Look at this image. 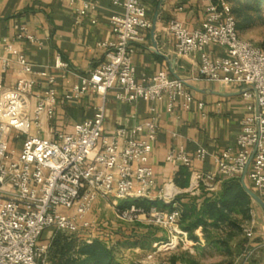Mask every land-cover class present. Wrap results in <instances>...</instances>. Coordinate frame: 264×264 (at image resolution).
Here are the masks:
<instances>
[{
  "label": "built area",
  "instance_id": "built-area-1",
  "mask_svg": "<svg viewBox=\"0 0 264 264\" xmlns=\"http://www.w3.org/2000/svg\"><path fill=\"white\" fill-rule=\"evenodd\" d=\"M208 6L200 28L191 30L172 21L166 34L175 42L178 59H198L200 76L209 83L237 87L252 113L241 124L234 148L213 158L212 172H193L192 187L216 191L214 184L230 180L249 182L253 192L264 197V51L239 37L237 21L225 0H206ZM121 11L111 16L114 41L99 44L105 62L78 77L71 92L60 98L57 80L47 70L35 71L14 43L2 40L5 57H0V264H47L54 234L115 244V226L90 220L96 204L107 201L121 224L149 225L163 230L178 243L186 239L180 231L182 212L170 201L168 186L159 199L168 202L170 211L145 210L134 202L152 201L157 182L151 158L159 135L154 106L163 104L165 112H204L187 82L166 71L153 77L138 78L132 60L134 46L142 44V33L151 29L143 0H114ZM95 6L83 4L80 18ZM96 20H92L95 24ZM17 40L38 43L20 34ZM213 48L223 50L216 56ZM15 63L20 78L13 86L5 83ZM54 69L65 74L72 70L58 56ZM99 97L92 117L66 132L57 124L58 109L66 102L79 101L88 94ZM109 94L124 104L145 101L151 104L150 118L141 124L106 130ZM48 137L34 135L45 130ZM204 148L189 156L183 149L172 150L166 162L192 168L205 162ZM253 157V159H252ZM124 202L132 204L122 208ZM256 218L251 212L244 230L250 242L256 235ZM89 233V235H87ZM50 235L43 243V237ZM264 238V232L262 234ZM170 243V244H171ZM170 244H167L170 245ZM254 251L245 248L236 264H247Z\"/></svg>",
  "mask_w": 264,
  "mask_h": 264
},
{
  "label": "crops",
  "instance_id": "crops-1",
  "mask_svg": "<svg viewBox=\"0 0 264 264\" xmlns=\"http://www.w3.org/2000/svg\"><path fill=\"white\" fill-rule=\"evenodd\" d=\"M113 1L0 0V57L6 56L2 40L11 41L33 65L35 71L47 70L56 77L58 96L63 98L78 84L79 76L88 74L105 62V50L101 49L99 44H110L114 41L110 18L121 11L113 5ZM225 1L230 5L232 12L236 5L245 3V0ZM86 2H91L95 8L80 18L78 12ZM217 2L218 0H212V3ZM143 3L152 27L142 33L144 42L134 46L132 60L137 77H153L166 71L171 77L185 80L194 97L206 105L202 113L178 111L176 116L168 115L163 104L154 106L159 135L151 158L157 182L151 202H159L167 207L163 211H170L171 206L159 199V195L164 186L173 184L174 186H168L170 201L176 204L181 212L183 206L187 205H194L199 210L206 201L215 200L221 194L224 182L214 184V192L203 187L196 190L192 187V174L212 172L213 158L235 147L241 124L252 114L248 109L250 102L243 100L237 87L221 86L204 80L199 73L198 59H178L174 55V39L166 34L168 24L179 21L191 30L200 28L208 6L206 0H143ZM92 20H96V23L92 24ZM20 34L32 36L38 43L17 40ZM213 51L216 56L223 55V50L219 48H213ZM58 56L69 64L71 74L64 75L54 69ZM19 72V67L13 63L5 79L6 85L13 86L20 78ZM99 104V97L91 93L79 101L66 102L58 109V126L66 132H71L74 126L90 119ZM150 109L151 104L148 102L124 104L115 100L113 94H109L106 130L113 131L116 128L141 124L150 118ZM33 134L48 137L46 127L42 132L33 131ZM201 148L207 151L208 157L203 163L195 161L192 168L166 162L167 154L172 150L183 149L192 157ZM249 186L252 190L250 183ZM261 199L264 202V197ZM95 212L117 223V227L114 225L117 230L114 243L119 241L123 226L110 204L100 200L89 216L90 220H94ZM251 212L257 221L256 235L250 242L244 238L243 249L250 248L254 251L247 264H264V210L253 202L247 224L251 220ZM184 234L187 244L204 242L202 230L195 232V236L199 238L197 243L189 240L187 234ZM164 238H170L166 232Z\"/></svg>",
  "mask_w": 264,
  "mask_h": 264
},
{
  "label": "trees",
  "instance_id": "trees-1",
  "mask_svg": "<svg viewBox=\"0 0 264 264\" xmlns=\"http://www.w3.org/2000/svg\"><path fill=\"white\" fill-rule=\"evenodd\" d=\"M253 4L262 7L264 5V0H253ZM254 6L252 4L248 5L247 3L245 5L238 4L234 8L232 14L238 20V32H243L249 27H253L255 24L251 16H249V14L253 12L259 14V10H255ZM262 50L264 51V44ZM130 204H132V202H124L120 207L124 208ZM134 204L147 211L151 208L160 210L167 209L165 205L159 202L138 201L134 202ZM252 207L253 202L243 190L241 180L225 181L222 186L221 194L215 200L206 201L199 210L194 205L183 206L179 228L186 233L189 240L193 242H199V238L195 236V232L202 230L203 240L209 246L219 245L217 233L221 227L235 225V217L242 216L246 220H249V213ZM157 231L160 230L147 228V233L138 238H156L153 240L154 243H166L167 239L164 238V236L155 237ZM161 232H163V230H161ZM134 238L137 237L135 236ZM244 251L245 249H243L240 256ZM47 263L118 264L114 258L113 251L105 242L96 240L91 245H87L85 242L80 243L76 236L62 233H56L54 235L48 250Z\"/></svg>",
  "mask_w": 264,
  "mask_h": 264
},
{
  "label": "rangeland",
  "instance_id": "rangeland-1",
  "mask_svg": "<svg viewBox=\"0 0 264 264\" xmlns=\"http://www.w3.org/2000/svg\"><path fill=\"white\" fill-rule=\"evenodd\" d=\"M244 2L243 5L247 4V2L248 5H255L253 0H245ZM254 8L259 10V14L253 12L249 16H251L255 24L253 27L239 32V37L262 50L264 44V5L262 7L255 5ZM236 21L238 23L237 19ZM246 184L250 188L247 181ZM94 215V219L97 218L99 221H104V223L108 224V227L112 226V224L117 225L112 219L99 216L100 213L95 212ZM234 220L235 225L222 226L218 231L217 239L219 240V245L215 246H209L205 241L191 245L190 243L187 244L186 239L178 243L177 238L172 243L171 238H168L166 243L156 244L153 242L156 238L138 237L144 236L147 233V228H158L140 224H122L123 232L120 240L114 245L110 243L107 245L113 251L114 258L118 264H236L241 252H243L244 238H246L244 230L248 228L247 221L249 220L242 216L235 217ZM135 236L137 238H134ZM163 236L164 233L161 230L155 233V237ZM77 239L80 243H84L86 238ZM46 241L47 234L43 237V243ZM167 244L170 245L167 246Z\"/></svg>",
  "mask_w": 264,
  "mask_h": 264
},
{
  "label": "water",
  "instance_id": "water-1",
  "mask_svg": "<svg viewBox=\"0 0 264 264\" xmlns=\"http://www.w3.org/2000/svg\"><path fill=\"white\" fill-rule=\"evenodd\" d=\"M253 159V157H252ZM241 185L243 190L245 191V193L251 198L252 202H254L255 204H257L259 207H261L264 210V202L263 200L257 196L246 184L245 181V176H243L242 180H241Z\"/></svg>",
  "mask_w": 264,
  "mask_h": 264
}]
</instances>
